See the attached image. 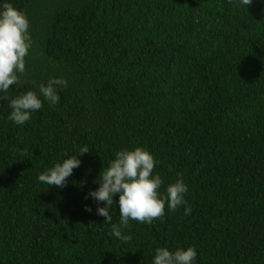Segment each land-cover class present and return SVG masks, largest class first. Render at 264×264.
<instances>
[{
  "label": "trees",
  "instance_id": "obj_1",
  "mask_svg": "<svg viewBox=\"0 0 264 264\" xmlns=\"http://www.w3.org/2000/svg\"><path fill=\"white\" fill-rule=\"evenodd\" d=\"M6 3L31 47L0 91V264H152L159 247H192L193 264H264V0ZM52 78L67 81L55 105L39 91ZM28 91L42 107L16 124L10 100ZM137 147L160 197L179 178L187 203L130 220L125 241L111 234L118 194L106 222L88 193ZM69 156L81 163L64 187L39 181Z\"/></svg>",
  "mask_w": 264,
  "mask_h": 264
},
{
  "label": "clouds",
  "instance_id": "obj_2",
  "mask_svg": "<svg viewBox=\"0 0 264 264\" xmlns=\"http://www.w3.org/2000/svg\"><path fill=\"white\" fill-rule=\"evenodd\" d=\"M252 0H242L243 5L249 6ZM26 16L11 4L0 7V91L7 92L10 86L16 84L19 76L25 72V57L31 47ZM66 86L62 78H52L47 85L41 84L39 91L49 103L59 102L56 86ZM12 109L8 119L16 124H24L30 120V113L42 107V101L37 95L28 91L10 100ZM83 147L80 154L88 153ZM78 156V155H77ZM77 156H69L62 163H56L47 171L39 174L40 182L48 186L64 187L67 178L72 175L74 168L80 166ZM155 161L153 156L143 148L133 150L122 149L115 153V158L101 174L99 187L88 193L97 202L96 214L111 222L110 208L113 197L118 194L120 214L119 224H112L111 234L121 240H129L130 236L122 235L130 220L139 223H151L154 219L162 218L165 214V204L170 211L185 205L184 194L188 191L182 179L169 184L166 196L160 197L158 189L162 185L159 175H153ZM87 198V197H86ZM103 203V207L99 204ZM86 211H92L85 206ZM185 215L191 213V208L185 207ZM197 252L189 247L186 250L177 249L174 252L159 247L155 250L152 264H193Z\"/></svg>",
  "mask_w": 264,
  "mask_h": 264
}]
</instances>
